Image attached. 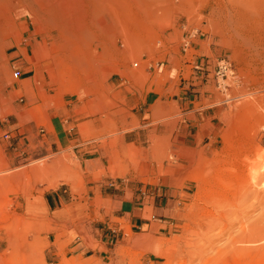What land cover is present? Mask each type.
<instances>
[{"label": "rangeland", "instance_id": "obj_1", "mask_svg": "<svg viewBox=\"0 0 264 264\" xmlns=\"http://www.w3.org/2000/svg\"><path fill=\"white\" fill-rule=\"evenodd\" d=\"M27 1L0 8V264H264L199 231L215 168L264 153V0H138L104 31L100 2L88 39Z\"/></svg>", "mask_w": 264, "mask_h": 264}, {"label": "bare ground", "instance_id": "obj_2", "mask_svg": "<svg viewBox=\"0 0 264 264\" xmlns=\"http://www.w3.org/2000/svg\"><path fill=\"white\" fill-rule=\"evenodd\" d=\"M6 1L7 0L0 1V8H2L6 4ZM17 1L19 2V0ZM34 1L37 0H28L27 1L28 4L25 5V9H28L30 15L33 14L34 16L36 15L37 17H39L38 16L39 9L33 5ZM137 1L138 0H42L44 4L43 9L47 11L46 13L47 16L55 17V18L50 17L51 19L55 20L53 24L56 23L55 26L61 27V29H59V32L62 29L63 30L70 28L74 29V26H76L78 28L77 31H82L81 37H83L84 39H88L90 33V32L87 33L88 32L86 25L87 12L93 11L95 7L98 8L100 2L102 3V5L105 4L103 8L101 7L103 10V14L97 16L95 15L93 16V19L96 20V24L99 26L98 28L104 31L106 29H111L112 27L113 28L115 27V25L112 26L111 23L113 24L115 23L114 18L119 19V15L122 16L124 6L129 7V12L127 14L130 15L134 7L133 2L135 3ZM150 1L151 0H139V2L143 4L148 3ZM238 9L222 7V12H224L223 15H225V12L231 14L232 10L234 11V14L239 15L241 21L239 20L234 24L237 27L239 26V24H243L245 21H247L250 17L249 10L243 11L240 10V8ZM44 18L45 17H43V19ZM230 18L231 16L228 19L229 22L231 21ZM51 21L53 20H50V22ZM91 27L93 26H90V28ZM77 31L74 30V33H76ZM76 36L79 35L77 34ZM98 42L101 43L100 40H98ZM99 43H97L95 49L96 47H99L100 45ZM252 157L251 156L249 157L248 155L246 156L244 155L242 161L231 169L229 168L232 166V164H230L231 165L230 167L216 166L217 167L215 168L216 176L213 179V182L215 184L213 183V185H209V188L215 190L216 192L211 193L208 198L211 199L209 200L210 203L209 207L211 206V211L209 212H207L206 210L203 211L204 213L203 216L206 218V223H203V225L201 226V230L199 231H201V233L203 231L204 233H206V232L214 231L216 229H218V231L221 230L220 236L222 235L226 236V242L228 243V245L225 246L224 249H227L228 251L230 250L237 252L239 251L242 253L247 251L249 252L252 248L253 251L254 249L257 250L258 247L264 249V209L261 210V213L259 212L260 215L256 220L252 222L251 221L248 222L247 215H245L246 213L244 214L242 208V205L251 198H253L255 204L264 205V190L259 189V186L261 187V185H264L260 181L261 172L264 171V153H261V155H256V159L254 160H252L253 159ZM250 158L252 159L250 160ZM205 181H206L205 179L202 180L203 184L205 183ZM222 188L223 190L220 191V189ZM216 196L217 198L215 199ZM199 210L202 209H200L199 207ZM234 230L237 232L236 234L234 233ZM195 232H197V230H195L194 233L192 234H195ZM200 250H202V248H200ZM223 250L221 251L224 252Z\"/></svg>", "mask_w": 264, "mask_h": 264}, {"label": "crops", "instance_id": "obj_3", "mask_svg": "<svg viewBox=\"0 0 264 264\" xmlns=\"http://www.w3.org/2000/svg\"><path fill=\"white\" fill-rule=\"evenodd\" d=\"M153 212H154L153 217L156 216V215L157 216H160V215H164L165 209L164 208H156L154 206L153 207ZM143 221H145V220H140V221H138L137 219L132 220L131 221V227H133V228H140V225H142L144 223Z\"/></svg>", "mask_w": 264, "mask_h": 264}, {"label": "built area", "instance_id": "obj_4", "mask_svg": "<svg viewBox=\"0 0 264 264\" xmlns=\"http://www.w3.org/2000/svg\"><path fill=\"white\" fill-rule=\"evenodd\" d=\"M12 77H13L14 79H18V78H20V77H21V73H20V71H19V70H15V71L12 73Z\"/></svg>", "mask_w": 264, "mask_h": 264}]
</instances>
